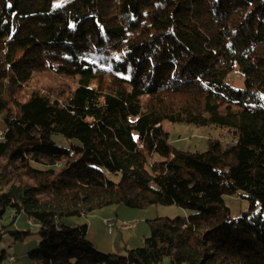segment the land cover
<instances>
[{"label":"trees","instance_id":"obj_1","mask_svg":"<svg viewBox=\"0 0 264 264\" xmlns=\"http://www.w3.org/2000/svg\"><path fill=\"white\" fill-rule=\"evenodd\" d=\"M53 2L0 0V219L40 225L10 232L40 236L33 264H264V0ZM111 53L112 71L86 59ZM236 65L244 90L226 83ZM46 73L66 81L37 84ZM169 123L232 142L179 151ZM239 192L249 207L233 218L224 196ZM111 206L193 214L148 221L126 256L63 222Z\"/></svg>","mask_w":264,"mask_h":264},{"label":"rangeland","instance_id":"obj_2","mask_svg":"<svg viewBox=\"0 0 264 264\" xmlns=\"http://www.w3.org/2000/svg\"><path fill=\"white\" fill-rule=\"evenodd\" d=\"M72 0H54L52 9L56 10ZM90 62L102 67H108L112 71L116 64L117 54L111 53L95 57H87ZM37 84L41 86L61 85L64 79L54 76V74H38L35 77ZM60 82V83H59ZM68 82V81H67ZM72 86L76 82L69 81ZM227 85L236 90L245 89V78L241 73L239 66L226 79ZM166 129L170 134L169 145L179 151L191 153H204L209 149V140H222L225 144L232 142V138L226 136L221 129L197 128L185 124H167ZM7 131V125L0 116V135ZM3 136H0L2 142ZM56 144L70 147L71 141L57 135L53 137ZM37 169L45 170L43 166L33 165ZM107 177L115 182L120 180V176L107 174ZM246 193L239 192L233 195H225L224 201L231 211L233 218H238L249 207L245 199ZM193 214L192 211L177 206H152L147 209H133L126 206L106 207L100 209L89 216L72 217L63 220L68 225H88L87 239L93 244L96 250L104 254H117L126 256L129 250L142 248L144 240L151 235V229L148 221L157 218H178ZM15 212L8 209L2 219H0V255L4 253L6 259L1 264H11L9 257L16 259L12 264H33L29 259L28 253L32 252L40 243L38 234L32 235L23 241H16L10 232L12 231H32L38 233L40 225L37 222H31L25 214L18 215L14 220ZM107 221H111L114 227L110 231ZM133 223L135 228L132 230H122L119 226L122 223ZM164 264H169L166 260Z\"/></svg>","mask_w":264,"mask_h":264},{"label":"built area","instance_id":"obj_3","mask_svg":"<svg viewBox=\"0 0 264 264\" xmlns=\"http://www.w3.org/2000/svg\"><path fill=\"white\" fill-rule=\"evenodd\" d=\"M0 136H3V134L2 135H0ZM107 223V225H108V228L110 229V231L112 230V228L114 227V224L111 222V221H107L106 222ZM121 227H132V229H134V224L133 223H122L120 226H119V228L121 229ZM10 262L11 263H14L15 262V259L14 258H12L11 260H10Z\"/></svg>","mask_w":264,"mask_h":264},{"label":"bare ground","instance_id":"obj_4","mask_svg":"<svg viewBox=\"0 0 264 264\" xmlns=\"http://www.w3.org/2000/svg\"><path fill=\"white\" fill-rule=\"evenodd\" d=\"M135 228V225H134ZM122 230H132V227H121ZM12 259V257L10 258V260Z\"/></svg>","mask_w":264,"mask_h":264},{"label":"crops","instance_id":"obj_5","mask_svg":"<svg viewBox=\"0 0 264 264\" xmlns=\"http://www.w3.org/2000/svg\"><path fill=\"white\" fill-rule=\"evenodd\" d=\"M189 216V215H188ZM188 216H186V217H188Z\"/></svg>","mask_w":264,"mask_h":264}]
</instances>
